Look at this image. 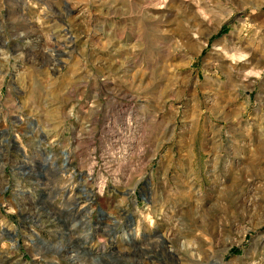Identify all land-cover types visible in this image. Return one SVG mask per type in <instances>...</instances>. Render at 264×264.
Returning a JSON list of instances; mask_svg holds the SVG:
<instances>
[{
    "label": "rangeland",
    "instance_id": "rangeland-1",
    "mask_svg": "<svg viewBox=\"0 0 264 264\" xmlns=\"http://www.w3.org/2000/svg\"><path fill=\"white\" fill-rule=\"evenodd\" d=\"M0 264H264V0H0Z\"/></svg>",
    "mask_w": 264,
    "mask_h": 264
}]
</instances>
